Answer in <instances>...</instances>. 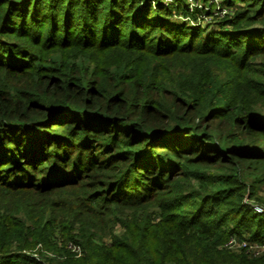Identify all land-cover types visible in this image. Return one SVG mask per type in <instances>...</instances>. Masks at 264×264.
Instances as JSON below:
<instances>
[{
    "label": "trees",
    "instance_id": "trees-1",
    "mask_svg": "<svg viewBox=\"0 0 264 264\" xmlns=\"http://www.w3.org/2000/svg\"><path fill=\"white\" fill-rule=\"evenodd\" d=\"M193 1L0 0V264H264V0Z\"/></svg>",
    "mask_w": 264,
    "mask_h": 264
},
{
    "label": "rangeland",
    "instance_id": "rangeland-1",
    "mask_svg": "<svg viewBox=\"0 0 264 264\" xmlns=\"http://www.w3.org/2000/svg\"><path fill=\"white\" fill-rule=\"evenodd\" d=\"M187 3L189 5L188 7H193L195 5L200 7V4H197L193 0H187ZM213 3H214V7L210 9L211 13L209 15L200 16L199 20L201 21L202 25H207V26L212 25L214 27V29L217 30V27L214 26L215 25L214 22H216L218 19L226 17L227 14H233L236 9L232 6H228V7L227 6H221L220 0H213ZM258 195H259V197L262 198V203L260 201L257 202L255 200L244 199V201H246L248 203L250 208L253 209L254 205H257V206H260L261 208H263V206H264V187H262L258 191ZM262 213H260V214H262ZM119 231H120V228L117 227V232H119ZM68 249L70 250L71 254L74 255L75 258L80 257V255L82 253L81 248H79L76 245H72L71 243L68 244ZM246 253H248V252H246ZM47 256L50 258L54 257L50 254H48Z\"/></svg>",
    "mask_w": 264,
    "mask_h": 264
},
{
    "label": "built area",
    "instance_id": "built-area-1",
    "mask_svg": "<svg viewBox=\"0 0 264 264\" xmlns=\"http://www.w3.org/2000/svg\"><path fill=\"white\" fill-rule=\"evenodd\" d=\"M253 211L256 213H262L264 211L263 208L260 206L254 205L253 206ZM224 246L232 251L236 250H245V252H248L249 254L256 256L260 252L264 250V245L259 244V243H248L244 239H236V238H230Z\"/></svg>",
    "mask_w": 264,
    "mask_h": 264
}]
</instances>
